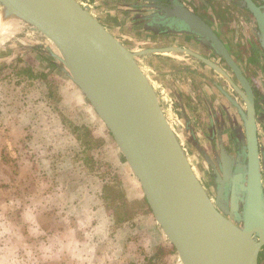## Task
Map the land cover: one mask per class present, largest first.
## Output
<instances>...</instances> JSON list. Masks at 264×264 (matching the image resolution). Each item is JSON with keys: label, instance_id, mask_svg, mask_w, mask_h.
<instances>
[{"label": "water", "instance_id": "95a60500", "mask_svg": "<svg viewBox=\"0 0 264 264\" xmlns=\"http://www.w3.org/2000/svg\"><path fill=\"white\" fill-rule=\"evenodd\" d=\"M146 16L147 25L173 20L197 34L232 67L246 95L245 179L231 180V164L217 172L216 202L196 174L138 57L181 47L133 50L79 0H0L3 12L38 32L48 52L81 90L141 186L148 206L182 264H260L264 246V186L253 87L225 43L200 15L178 0ZM264 45V5L245 0ZM194 54L215 68L204 56ZM231 161V159L229 160ZM241 176V174H240ZM231 183V187H226ZM227 195V199L225 196ZM228 202V209L226 208Z\"/></svg>", "mask_w": 264, "mask_h": 264}, {"label": "crops", "instance_id": "0c3cea01", "mask_svg": "<svg viewBox=\"0 0 264 264\" xmlns=\"http://www.w3.org/2000/svg\"><path fill=\"white\" fill-rule=\"evenodd\" d=\"M88 1L93 4L98 2L92 13L116 36L120 38L118 34L120 32L121 36L128 39H132L133 36L139 38L135 43L139 44L138 48L140 45H147L146 29L149 26L142 23L146 18L143 10L137 9L139 6H145L140 4V0ZM100 2H104L103 7L99 5ZM131 3L133 8L129 5ZM103 8H107V11ZM122 26L131 28L124 29L121 28ZM153 36L155 44L162 42L163 45L169 46L179 43V39L174 36L155 35L154 38ZM0 38L1 204L5 203L7 206L14 203L13 207L17 205L18 210L32 207L31 214L35 220L40 221L41 216L38 213L40 205L37 206L35 197L42 191L47 193L51 192L50 190H57L58 192L54 194L55 201L51 202L48 210H43L46 215H49L46 216L48 221L59 224L71 220L74 226L77 225L74 229L81 231L85 229V224H88L94 231L92 239L97 240L100 235H103L109 242L118 241V246L115 248L102 250L104 259L102 263L96 264H109L111 256L115 257L117 261L115 264H182L175 248L147 206L138 211L130 221L118 223L114 219L103 199L102 173L98 174L95 170H89L90 167L84 159V144L76 136L74 129L68 125L67 119L60 118L64 125L54 130L57 135L54 136L55 139H49L47 136L46 141L35 139L36 131L42 130L39 128L42 121L57 113V103L47 95V87L41 89L39 79H35L33 84L27 85L26 82H22L12 88L16 91L13 97L15 100L8 105L5 94L7 83L2 79V70L9 64V60L12 59L10 56L15 52H19L24 58L26 52L33 53L39 58L43 56L42 50H47V44L42 42L44 38L38 32L18 22L15 30L7 34L4 32ZM138 61L150 76L158 95L165 94L164 99L170 97L174 108L182 114L184 136L198 163H200V154L204 155L195 153L197 141H194L195 143L192 141L194 137L198 138L200 146L205 147L209 153L216 149L218 151L222 138L226 141L227 147L231 148L232 111L223 107L225 102L215 87L217 75L210 68L182 52H155L140 56ZM60 91V94L64 95L65 90ZM66 91L68 98L69 96L72 99L75 98L77 105L88 111V116L92 117L88 125L92 124V128L97 125L106 132V127L103 123H98L95 110L81 90L71 85ZM65 105V102L58 104L61 108ZM188 128L192 129L188 131ZM14 131L16 136L12 134ZM94 135L96 138L100 137L104 143H109L112 138L100 132L99 134L94 132ZM55 142L60 143L58 148L53 146ZM114 146L118 155H122L115 143ZM40 153L44 154L40 155ZM10 173L14 178L8 184L9 182H5L3 176H8ZM126 175L134 185L137 184L138 180L136 176H133L134 174L132 177L129 173ZM11 195L16 198L9 197ZM140 195L137 199L143 201V192ZM68 199L72 202L69 203ZM68 211L71 214H68ZM65 226V224L60 225L59 234L63 235ZM110 263L112 264V260ZM260 264H264V256Z\"/></svg>", "mask_w": 264, "mask_h": 264}, {"label": "flooded vegetation", "instance_id": "af4514ba", "mask_svg": "<svg viewBox=\"0 0 264 264\" xmlns=\"http://www.w3.org/2000/svg\"><path fill=\"white\" fill-rule=\"evenodd\" d=\"M160 1L163 3L171 2L169 0ZM178 1L200 15L207 23L210 24V26L225 43L231 55L240 66L243 74L248 78L253 87L256 102V120L258 127L257 131L261 165L260 168L263 176L264 186V45L259 34L257 19L251 9L246 5L245 0ZM253 1L259 6L264 5V0ZM80 2L84 5H87L90 8L91 12L98 4V2H94L93 4V2L88 0H81ZM139 2L141 5H145L143 7L139 6L137 8L139 10H143L142 12L145 14L144 17L158 10L163 12V10L158 7H153L152 5L149 6L150 4H152V2L150 1L140 0ZM103 4L104 2L99 3L101 7H103ZM129 5H132V3ZM133 7L134 6L132 5V8ZM103 9L107 11L106 8ZM147 22L148 21L144 19L142 23L147 24ZM148 26L149 28L146 29V39L148 45L147 48L181 47L183 48L182 50L160 51V53L182 52L189 55L191 58L197 59L202 65L210 68V70L217 75L215 87L225 102L223 107L229 111H232L231 113L233 124L230 136V138L232 139L231 148L227 147L226 141H224V139L222 138L218 151H216V149L215 151L212 150V153H209L205 147H203L202 145L200 146L198 138L194 137L192 141H197V151L195 153H203L204 155L201 156L200 154V163H198V159L193 156L194 154H192L190 144L187 143L188 141H186V138L184 136L185 127L182 114L174 108L170 97L164 99L165 94L160 96L158 95L162 107L169 121L171 122V125L174 128L196 174L203 182L212 199L216 202L217 188L220 185L217 177V172H220L221 174L223 173L222 170L224 164H231L232 166V177L230 181H232L233 178L235 184L242 188L241 185L245 179L244 163L246 161V135L243 112H247V102L244 98V96L246 95V91L226 59L222 55L218 54L208 43L202 41L197 34L185 30L182 25L173 22V20L168 21L158 27L151 26V24ZM153 35L174 36V38L179 39V43L177 45L169 46L163 45L162 42H158L157 44H155L152 39ZM194 52L204 56L205 58L216 64L219 67V70L202 58L196 56ZM153 53L155 52H151L148 54ZM148 77L151 80L149 75ZM260 81L261 86H259L258 84V82L260 83ZM176 126L180 128L181 131H178ZM189 129L192 128H188V131ZM230 159L231 161H229ZM231 186V183H226V187ZM224 196L225 199H227V195ZM225 204L227 206L226 208L228 209V202H226ZM263 256L264 246L260 252V261Z\"/></svg>", "mask_w": 264, "mask_h": 264}, {"label": "rangeland", "instance_id": "374dc122", "mask_svg": "<svg viewBox=\"0 0 264 264\" xmlns=\"http://www.w3.org/2000/svg\"><path fill=\"white\" fill-rule=\"evenodd\" d=\"M4 8L0 4V12L3 11ZM107 10V8H106ZM120 16V15H119ZM112 21V20H111ZM118 21V19H117ZM18 24H21L17 20ZM119 22V21H118ZM24 24V23H22ZM27 28L29 26L25 25ZM121 28H131L129 26H122ZM135 33V29H133ZM120 39L128 45L130 48L135 50H141L147 48L148 45H140L138 48L137 43L139 38L128 39L125 36H121V33L118 32ZM131 34V33H130ZM136 34V33H135ZM30 38V37H28ZM44 44H50L45 39H42ZM48 50V49H47ZM42 50V57L37 58L33 53H24L25 58L21 56L19 52H15L12 56V59L9 62L13 61L14 57L20 56L27 63L36 64L35 66L38 69L44 70L49 73L50 79L55 78V85L59 87V93H57L58 97H52V100L57 103V113L52 115L50 118L43 120L39 128L42 129L38 132L36 131L35 139L37 141H46V136L49 139H55L56 135L55 129L64 125L60 120V118L67 119L68 125L74 129L75 124H90V120L92 117L88 116V111L84 108L77 105L76 99H72L71 96H67V88L71 85L76 86L73 81L67 76V74L58 66L55 65V61H57L54 56H52L48 51ZM140 58V57H139ZM49 60V61H48ZM54 64V65H53ZM34 66V65H33ZM41 89H46V85L42 79L38 80ZM73 83V84H72ZM259 86H261L258 82ZM11 86L6 84L5 94L6 98H8V105L12 104V100L16 91L10 89ZM64 91V95L60 94V90ZM63 93V92H62ZM65 102L64 107L58 106V104H62ZM90 104V103H89ZM91 106V104H90ZM93 108V107H92ZM61 114V115H60ZM60 115V116H59ZM98 116V115H97ZM43 119V118H42ZM98 123H103L99 117H97ZM171 123V122H170ZM73 126V127H72ZM96 134H109L106 129V132L100 129L97 125L92 128V124L88 125ZM51 128V130L47 129ZM38 128V129H39ZM45 128V129H44ZM178 131H181L178 128ZM9 131V130H8ZM11 132V130H10ZM93 132V134H94ZM16 136V132L12 133ZM39 134V135H38ZM64 136V135H63ZM66 138V137H65ZM97 139H101L100 137ZM111 141L108 143H104L103 140H96L93 143H90L92 148H87L85 145L84 159L88 166L89 170H95L98 174H105L106 179L114 181L116 184H120V186L125 191L126 197L129 199L137 198L141 196L142 189L137 181V184L131 181V179L126 175L127 173L131 174L132 170L127 164L123 155H118V151L114 146V142ZM32 143L35 144L34 141ZM60 143H53L54 147H57ZM36 145V144H35ZM58 148V147H57ZM44 153H40L42 155ZM93 154V155H91ZM122 154V153H121ZM98 155V156H97ZM27 156V155H26ZM28 158V157H27ZM135 176V175H133ZM13 175L10 173L8 176H3L5 182L11 183L13 180ZM51 192L44 193L43 191L35 197V200L38 202L40 207L38 208V213L40 217L39 220H35V217L31 214L32 211L30 208L32 207H24L21 208L23 210H18L16 208L17 205L13 207L14 203L9 205H5V203L0 202V264H96L102 263L104 256L102 253L103 249L115 248L118 246L117 240H111L110 242L104 238L103 235H100L97 240L91 238L92 233L94 231L91 229V226L85 224V229L78 230L74 229L75 224L70 221L67 223H57L48 221V214L43 212V210H48L50 208L51 202L55 201L54 194L58 192L57 190H50ZM213 193V191H212ZM63 194V193H62ZM65 194V192H64ZM13 199L16 196H9ZM1 198V193H0ZM63 198V197H62ZM62 200V199H61ZM72 200L68 199L70 203ZM57 202L58 199H57ZM58 204V203H57ZM41 210V212H40ZM68 214H71L68 211ZM45 215V216H44ZM90 215V214H89ZM47 216V217H46ZM90 218V217H89ZM65 224V229L63 235L59 234L60 225ZM55 227V228H54ZM50 228H54L52 231ZM50 230V231H49ZM103 230V229H102ZM79 239V240H78ZM172 245V244H171ZM173 246V245H172ZM178 255V254H177ZM109 264L117 263L115 257H110ZM179 258V256H178ZM180 260V258H179ZM181 262V260H180ZM182 263V262H181Z\"/></svg>", "mask_w": 264, "mask_h": 264}, {"label": "trees", "instance_id": "16d2710c", "mask_svg": "<svg viewBox=\"0 0 264 264\" xmlns=\"http://www.w3.org/2000/svg\"><path fill=\"white\" fill-rule=\"evenodd\" d=\"M54 66H56V64ZM2 79L11 86L10 89L22 82H26L27 85H30L33 84V80L42 79L47 87V95L51 99L54 96L58 97L57 93H59V87L54 83L55 78L50 79L49 73L27 63L20 56L14 58L13 61L9 62V64L3 68ZM74 133L80 140H82L87 148H92L90 143H93L96 140H102L95 137L93 130L88 125L75 124ZM101 177L104 179L102 195L105 206L110 210L111 215L118 223L130 221L138 211L144 208V206H147L148 210H150L145 197L143 201L138 200L137 198L129 199L126 197L125 191L119 183L116 184L114 181L106 179L104 173L101 174Z\"/></svg>", "mask_w": 264, "mask_h": 264}, {"label": "bare ground", "instance_id": "6f19581e", "mask_svg": "<svg viewBox=\"0 0 264 264\" xmlns=\"http://www.w3.org/2000/svg\"><path fill=\"white\" fill-rule=\"evenodd\" d=\"M2 14H3V18L1 20L3 22L1 25V29H0V36L4 32L7 34L8 32L15 30L16 25H17V17L15 14H7L5 12H3Z\"/></svg>", "mask_w": 264, "mask_h": 264}]
</instances>
